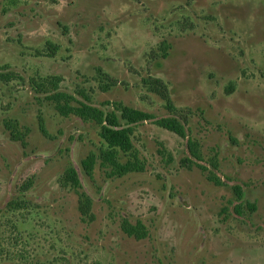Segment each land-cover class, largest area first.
<instances>
[{"label": "rangeland", "instance_id": "rangeland-1", "mask_svg": "<svg viewBox=\"0 0 264 264\" xmlns=\"http://www.w3.org/2000/svg\"><path fill=\"white\" fill-rule=\"evenodd\" d=\"M0 74L17 76L0 80V264H264V0H0ZM148 77L198 160L154 123L170 113ZM31 79L149 116L118 153L131 166L104 165L97 126L60 115Z\"/></svg>", "mask_w": 264, "mask_h": 264}, {"label": "trees", "instance_id": "trees-1", "mask_svg": "<svg viewBox=\"0 0 264 264\" xmlns=\"http://www.w3.org/2000/svg\"><path fill=\"white\" fill-rule=\"evenodd\" d=\"M52 49V47H50ZM17 78L13 74H0V80L11 81ZM19 78V77H18ZM98 80L100 83V89L107 91L112 86H114L115 81L104 72H98ZM49 81L39 82L35 79H31V86L36 94H44L43 100L52 103L55 106L56 111L64 116H75L81 121L87 123H93L98 128V135L101 139L104 150L101 152V161L104 165L110 167L115 174H121L125 168H129L131 165H122L118 160V153H129L132 150V135L135 131L137 125L145 122L150 117L141 113L134 111L126 107H120L112 103L107 102L105 105L109 108H101L91 103V98L89 95L83 91H77V94L82 97L78 99L75 95L60 91L57 82L53 79ZM147 88L160 96V98L165 102V108L170 113L169 116L156 118L154 123L163 129H166L177 136L187 140L188 151L190 157L193 160H198L195 152L196 145L186 137V120L181 117L178 109L173 105L166 84L157 78L148 77L143 80ZM12 130V135L19 139L22 134L17 130V126L14 122H8L6 125ZM192 159L187 158L185 163L192 162ZM70 180L74 187L80 186V181L76 169L71 168L70 170ZM216 185L228 186L223 180L217 179L215 181ZM32 186V183L26 182L21 187V191H28ZM234 195L240 202V206L244 204V190L239 184H234L230 186ZM91 199L87 197L84 201L80 203V213L83 217L89 216L93 219L91 214ZM246 208L250 212H255L257 207L256 204L251 202L245 203ZM122 231L138 240L145 238L146 232L142 231L144 229L141 223L137 226L130 225L127 221H124L121 226Z\"/></svg>", "mask_w": 264, "mask_h": 264}]
</instances>
